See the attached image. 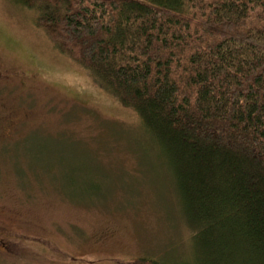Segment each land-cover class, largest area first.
I'll return each instance as SVG.
<instances>
[{"label":"trees","instance_id":"1","mask_svg":"<svg viewBox=\"0 0 264 264\" xmlns=\"http://www.w3.org/2000/svg\"><path fill=\"white\" fill-rule=\"evenodd\" d=\"M16 1L164 152L193 264H264V0Z\"/></svg>","mask_w":264,"mask_h":264},{"label":"rangeland","instance_id":"2","mask_svg":"<svg viewBox=\"0 0 264 264\" xmlns=\"http://www.w3.org/2000/svg\"><path fill=\"white\" fill-rule=\"evenodd\" d=\"M35 19L0 0V264L199 262L164 152Z\"/></svg>","mask_w":264,"mask_h":264},{"label":"flooded vegetation","instance_id":"3","mask_svg":"<svg viewBox=\"0 0 264 264\" xmlns=\"http://www.w3.org/2000/svg\"><path fill=\"white\" fill-rule=\"evenodd\" d=\"M8 79V78H10V76L8 75V72L7 71H2V70H0V79ZM16 122H14V121H11V122H9L8 123V125L9 126H16Z\"/></svg>","mask_w":264,"mask_h":264}]
</instances>
